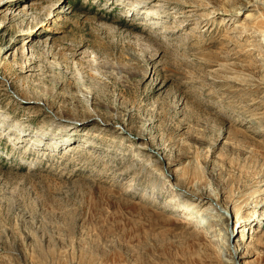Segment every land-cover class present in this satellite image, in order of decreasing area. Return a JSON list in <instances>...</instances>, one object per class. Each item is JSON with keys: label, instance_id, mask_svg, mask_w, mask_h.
Here are the masks:
<instances>
[{"label": "rangeland", "instance_id": "1", "mask_svg": "<svg viewBox=\"0 0 264 264\" xmlns=\"http://www.w3.org/2000/svg\"><path fill=\"white\" fill-rule=\"evenodd\" d=\"M4 1L0 264H264V0Z\"/></svg>", "mask_w": 264, "mask_h": 264}, {"label": "bare ground", "instance_id": "2", "mask_svg": "<svg viewBox=\"0 0 264 264\" xmlns=\"http://www.w3.org/2000/svg\"><path fill=\"white\" fill-rule=\"evenodd\" d=\"M1 1H4V0H1ZM262 1V0H261ZM5 2V1H4ZM257 3V2H256ZM260 4H262L263 6H264V2H261ZM262 13V12H261ZM261 15V14H260ZM262 15H263V13H262ZM256 27V26H255ZM235 30V29H234ZM232 32V31H231ZM264 33V32H263ZM87 111V110H86ZM85 111V112H86ZM87 115H85L86 117H91V119L92 120H94V119H96L97 117H93V114L92 113H90V112H88V113H86ZM78 117V114L76 113V112H73L72 113V115L70 116V118H77ZM84 120H86V119H84ZM113 125H116V123H112ZM119 125H120V127H119V129L121 128V130L124 132V131H126L125 130V126L123 125H121L120 123H119ZM118 125V126H119ZM137 203H139V202H137ZM139 205H141V204H139ZM206 210H209V212L207 213V214H210V213H212V211L214 210V209H217V206H216V204H214V207L212 208V207H210V206H208V207H206L205 208ZM151 211L152 212H155V213H158L157 211H155V210H153V209H151ZM161 215V214H160ZM241 215V213L239 212V213H237V219H236V223H235V225L233 226V228L231 227H227L228 229H229V231H228V237H227V242H226V244H228V245H230V240H231V238L232 237H235V235L236 234H238V233H240V234H244L248 229H249V225H250V221L249 222H247L246 220H242L241 218H238L239 216ZM175 218V217H174ZM221 218L223 219V220H226L227 221V225L230 223V221H229V219L230 218H232V215H231V213H230V210H225L222 214H221ZM173 219V218H172ZM212 220H215V221H217L218 219L217 218H211ZM231 220V219H230ZM176 221V220H175ZM177 222H179V223H181V224H185V225H192L190 222H187V221H185L184 219H179ZM187 228V227H186ZM194 231V230H193ZM193 233H195V234H197V235H199V236H201V235H204V231H202V230H195ZM205 236V235H204Z\"/></svg>", "mask_w": 264, "mask_h": 264}]
</instances>
